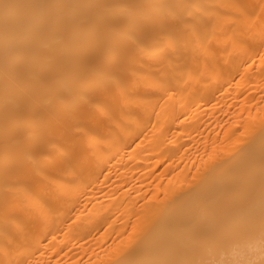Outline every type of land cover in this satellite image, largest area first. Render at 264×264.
I'll use <instances>...</instances> for the list:
<instances>
[{
  "label": "bare ground",
  "instance_id": "bare-ground-1",
  "mask_svg": "<svg viewBox=\"0 0 264 264\" xmlns=\"http://www.w3.org/2000/svg\"><path fill=\"white\" fill-rule=\"evenodd\" d=\"M264 231V0H0V264H202Z\"/></svg>",
  "mask_w": 264,
  "mask_h": 264
},
{
  "label": "clouds",
  "instance_id": "clouds-1",
  "mask_svg": "<svg viewBox=\"0 0 264 264\" xmlns=\"http://www.w3.org/2000/svg\"><path fill=\"white\" fill-rule=\"evenodd\" d=\"M202 264H264V231L209 249Z\"/></svg>",
  "mask_w": 264,
  "mask_h": 264
}]
</instances>
